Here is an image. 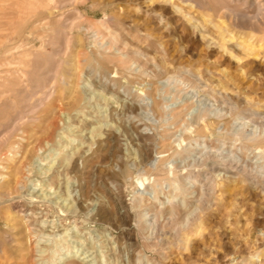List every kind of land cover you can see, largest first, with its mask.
Returning <instances> with one entry per match:
<instances>
[{"label":"rangeland","instance_id":"rangeland-1","mask_svg":"<svg viewBox=\"0 0 264 264\" xmlns=\"http://www.w3.org/2000/svg\"><path fill=\"white\" fill-rule=\"evenodd\" d=\"M259 4L0 0V264H264Z\"/></svg>","mask_w":264,"mask_h":264},{"label":"bare ground","instance_id":"bare-ground-1","mask_svg":"<svg viewBox=\"0 0 264 264\" xmlns=\"http://www.w3.org/2000/svg\"><path fill=\"white\" fill-rule=\"evenodd\" d=\"M256 5H257V3H256ZM231 6V5H230ZM191 7V6H190ZM227 7H229V6H227ZM254 7V6H253ZM257 7V9H256V14H255V18H259L260 16H262V15H264V5H262V4H259L258 6H256ZM161 10H163V9H161ZM167 11V10H166ZM171 11V10H170ZM169 11V12H170ZM184 16V15H183ZM235 16V15H234ZM184 20V19H183ZM178 21V20H177ZM185 21H186V18H185ZM191 21V20H190ZM158 22H159V19H158ZM213 22V21H212ZM189 23V22H188ZM197 23H199V22H197ZM196 23V27H199V25ZM195 24V23H194ZM176 26V25H175ZM215 26V25H214ZM166 27V26H165ZM195 27V28H196ZM202 25L200 26V28L198 29V30H200L201 32H202ZM205 29V28H204ZM197 31V30H196ZM142 32V31H141ZM195 32V31H194ZM215 35V34H214ZM201 36V35H200ZM204 36V35H203ZM142 39V38H141ZM218 47V46H217ZM244 49V48H243ZM195 52V51H194ZM262 70L264 71V64H262ZM16 74H19V76H21V74H23V72L22 71H18V69L16 70H13ZM110 72V71H109ZM23 76V75H22ZM8 77V76H7ZM19 79H20V77H19ZM18 80V79H17ZM74 82V81H73ZM147 84V83H146ZM218 85V84H217ZM50 91V90H49ZM35 94V93H34ZM52 94H53V90L51 89V91H50V93H48V91L47 92H43V95L41 96V99H40V103L39 104H42V100H48V99H50V97L52 96ZM143 100V99H142ZM67 104V103H66ZM142 105H145L146 107H149V108H151V111H153L154 109L156 110V111H159V108H158V105H157V102L155 101V100H151V103L149 104V103H145V104H142ZM59 106V105H58ZM52 107V106H51ZM141 107V106H140ZM142 108V107H141ZM29 114V113H28ZM72 117V116H71ZM69 118V117H68ZM112 126V125H111ZM111 132V131H110ZM137 132H139V131H137ZM146 132V131H145ZM75 135V134H74ZM143 133L141 134V133H139L138 134V139L139 138H142L143 136ZM113 136V135H112ZM116 137V136H115ZM139 141V140H138ZM62 148V147H61ZM26 150V149H25ZM17 154V152H15V153H13V154H11V157H14L15 155ZM20 155V154H19ZM27 151H26V153H25V156H24V158L26 159L27 158ZM60 155V154H59ZM75 155V153L73 152L72 154H70V156L69 157H65V158H63V159H61L60 161H57V165L58 166H54V163L52 164H50V165H48V166H41V172H40V174L41 175H47V174H49L50 172H51V175L52 174H54V172H57V170L58 169H60V168H62V167H64V162H65V165L66 166H69V165H73L74 164V159L72 158L73 156ZM23 158V159H24ZM57 158L58 157H56L54 160H57ZM22 162H23V160H22ZM15 164V163H14ZM12 166V165H11ZM80 166V165H79ZM24 168V167H23ZM75 169V168H74ZM51 175H48L47 176V179H46V181L42 184L43 186H45L46 185V183H49L50 182V186L51 187H53L52 185V177H51ZM53 176V175H52ZM3 177H1V179H2ZM54 178V177H53ZM11 181V180H10ZM18 181V180H17ZM10 183V182H9ZM66 187V186H65ZM80 187V186H79ZM66 189H67V192H66V194H64V195H66L65 196V198H63L62 199V201L61 202H59L58 200V198H57V190H53L52 192H45V190H42V192L40 193V194H37V197L38 198H41L43 201H45V202H47L48 201V199L50 198H55V200L54 201H50V202H54L55 204H57L58 203V207L60 208V209H65L67 212L68 211H72L75 207H76V204H77V198H75V196H73L72 195V191L68 188V187H66ZM32 190V189H31ZM38 191H34V189L32 190V191H30V194L31 195H33V194H35L36 195V193H37ZM65 193V192H64ZM52 194H56V195H54L53 197H51V195ZM67 200H69V202H68V204H65V202L67 201ZM64 202V203H63ZM60 203L62 204V205H60ZM83 205V204H82ZM77 209V208H76ZM75 211V210H74ZM155 211V210H154ZM42 226L39 228V231H43V229H45L46 227V221L44 220L42 223ZM48 226V225H47ZM37 231V230H36ZM50 231V230H49ZM49 233V232H48ZM78 253V252H77ZM68 256V255H67ZM78 255L77 254H75V255H70V257L69 258H72V257H77ZM45 264H47V263H45ZM67 264H75V263H73V262H68Z\"/></svg>","mask_w":264,"mask_h":264}]
</instances>
